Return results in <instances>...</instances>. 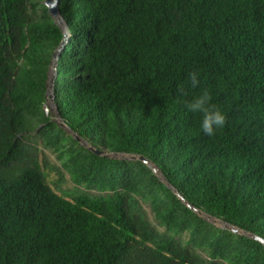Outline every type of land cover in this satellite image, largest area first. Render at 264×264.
<instances>
[{"label":"trees","instance_id":"1","mask_svg":"<svg viewBox=\"0 0 264 264\" xmlns=\"http://www.w3.org/2000/svg\"><path fill=\"white\" fill-rule=\"evenodd\" d=\"M46 1L0 0V264H264L187 205L264 239V0Z\"/></svg>","mask_w":264,"mask_h":264},{"label":"clouds","instance_id":"2","mask_svg":"<svg viewBox=\"0 0 264 264\" xmlns=\"http://www.w3.org/2000/svg\"><path fill=\"white\" fill-rule=\"evenodd\" d=\"M189 82L192 88H198L200 84L198 73H190ZM179 90L183 92V87L180 86ZM212 99L211 93L204 89L185 105L188 113L199 116L200 131L207 136L214 135L216 130L223 128L226 123L225 113L212 103Z\"/></svg>","mask_w":264,"mask_h":264},{"label":"rangeland","instance_id":"3","mask_svg":"<svg viewBox=\"0 0 264 264\" xmlns=\"http://www.w3.org/2000/svg\"><path fill=\"white\" fill-rule=\"evenodd\" d=\"M54 2H58L59 0H53ZM46 3V5L48 4V1H46L45 2ZM53 16V15H52ZM54 17V19L56 20V22L62 27V29L64 30V32H65V34L67 35V37H68V28H67V25H66V23L64 22V20L58 15V16H53ZM53 77H54V73H53V71L50 73V76H49V83H48V85H49V92H48V96H47V102H46V104H45V112L48 114V115H50V116H52L53 117V119L56 121V122H58L60 125H62V121H61V119H60V116L58 115V113H57V109H56V106H55V103H54V101H53V96H52V87H51V85H52V79H53ZM66 129H67V131L68 132H70L69 130H68V128L66 127ZM84 145H87L88 146V144L86 143V142H82ZM44 152H45V154H46V157H47V160H48V162L49 163H51V164H58V162H57V160H56V158H55V156L52 154V153H50L49 151H47V150H44ZM117 157H119V158H130L131 156L129 155H116ZM150 166H152L154 169H155V167L153 166V165H150ZM157 174L159 175V177H160V179L162 180V181H164V182H166V180H165V178L162 176V174L159 172V171H157ZM56 177L54 176V174L53 173H49V175H48V181H49V183H50V185L54 188V185H53V183H52V180H54ZM71 186V184L70 183H66L63 187H70ZM202 217L203 218H205L207 221H209L210 223H212V224H214L215 226H218V227H225L226 226V224L225 223H223V222H221V221H218V220H215L214 218H212V217H209L208 215H206V214H204V213H202ZM246 233V232H245Z\"/></svg>","mask_w":264,"mask_h":264},{"label":"water","instance_id":"4","mask_svg":"<svg viewBox=\"0 0 264 264\" xmlns=\"http://www.w3.org/2000/svg\"><path fill=\"white\" fill-rule=\"evenodd\" d=\"M48 8H49V11L51 13V15L53 16H58L59 15V11H58V2H54L53 0H48V4H47ZM67 38V35L65 34V39ZM63 45H65V40L63 41ZM61 50H58L55 54H54V60H53V63H52V67L50 69V73L53 71L54 73V77L52 79V85L51 87H53V84H54V78H55V75H56V64L58 62V55L60 53ZM63 125V124H62ZM77 139L81 142V139L79 137H77ZM87 146V145H85ZM91 151L95 152L97 155H105L106 153H104L103 151H99V150H96L94 149L93 147L91 146H87ZM108 157H117V156H113L112 154H106ZM130 159L132 160H140L142 161L143 163L147 164L148 166L152 165L145 157L141 156V155H130ZM153 171L157 174V171L158 169H154L152 166H150ZM158 175V174H157ZM177 195L183 199V197L177 193ZM187 205L193 210L195 211L197 214H199L200 216H202V212L194 207H192L189 203H187ZM210 217V216H209ZM215 219V218H214ZM216 220V219H215ZM226 229H229L231 231H233L234 233H237V234H244V235H247L249 237H252L254 239H256L257 241L261 242L263 245H264V239L259 237V236H255V235H251L249 233H245L244 231L242 230H239V229H235L229 225L226 224V226L224 227Z\"/></svg>","mask_w":264,"mask_h":264}]
</instances>
